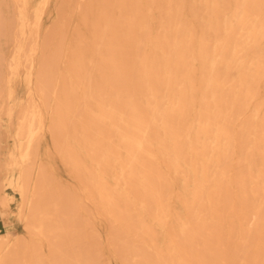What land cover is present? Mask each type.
<instances>
[{
    "label": "rangeland",
    "instance_id": "374dc122",
    "mask_svg": "<svg viewBox=\"0 0 264 264\" xmlns=\"http://www.w3.org/2000/svg\"><path fill=\"white\" fill-rule=\"evenodd\" d=\"M219 1L222 10L218 18L211 14L206 0L178 1L179 17L184 22L180 35L191 30L196 49L204 37L211 59L218 41L226 37L227 27L235 23L234 14L242 0ZM133 3L139 4L148 18L150 42L146 47L138 40L143 36L138 32L135 38H124ZM168 5V0H160V5H152L150 0H0V195L15 196L5 217L0 216V237L12 232L29 242L25 257L14 256V262L58 264L62 259L64 264H141L155 260L159 251L162 257L170 258L173 241L179 245L185 242L180 233L195 208L196 182L203 178V172L194 171L185 162L181 168L172 165L173 152L169 143L162 142L166 133L160 127L154 129L152 149L159 169L167 177L162 197L164 211H158L156 200L144 202L132 193L113 207L100 192L104 180L113 191L130 192L120 179L122 165L129 157L122 133L100 121L99 115L112 108L123 109L122 115L120 111L115 115L128 122L130 109L122 107L120 100L135 93L134 84L124 83L117 67H122L125 59L128 66L138 64V57L144 52L152 58L155 51L159 52V37L173 36L171 24L175 15L166 13ZM252 12L251 26L264 22V0L253 6ZM210 24L218 25L220 30L214 32ZM235 42L239 40L236 38ZM244 55L248 65H264V37ZM194 67L192 138L200 125L198 112L203 97L200 59ZM255 89L256 96L248 100L243 114L229 119L232 132L239 134L244 129L228 162L230 196L221 207V220L213 219L210 207L203 209H207L210 224L217 220L219 238L215 237L213 252L207 254L196 252L202 242L187 244L195 248V264L201 257L211 264H264V227L259 233L253 232L249 243L245 242V232L255 226L253 212L264 201V192L255 191L253 178L264 168L262 146L257 141L264 117V75L258 78ZM137 95L138 103L148 107L149 97L144 93ZM27 115L42 124L27 160L32 166L30 185H43L50 212L48 218H43L48 229L41 235L30 233L20 219V194L3 186L4 176L14 172V164L21 161L27 147L19 135ZM101 137L110 140L118 152L108 162L101 158L102 146L94 145V150L91 147V142ZM72 148L78 152L79 167L68 157ZM214 167L212 163L211 171ZM241 171L246 175L245 190L236 180ZM87 185H92L91 189ZM125 208L128 223L119 212ZM140 217L150 225V231L139 234L129 228ZM217 248L221 253L216 252ZM79 255L84 262L74 258Z\"/></svg>",
    "mask_w": 264,
    "mask_h": 264
},
{
    "label": "bare ground",
    "instance_id": "6f19581e",
    "mask_svg": "<svg viewBox=\"0 0 264 264\" xmlns=\"http://www.w3.org/2000/svg\"><path fill=\"white\" fill-rule=\"evenodd\" d=\"M150 1L152 5H160V0ZM178 1L168 0L169 5L166 13L170 17L175 15V21L171 24L173 36L171 38L167 35L159 37L156 46L159 52L155 51L152 58L144 52L142 56L138 57L140 60L138 64L128 66L125 59L120 64L122 67H117L124 83L134 84L135 93L128 99H124L122 96V100H120L123 103L122 107L130 109L126 116L128 122L122 116L115 115L118 111L122 115L123 109L112 108L111 111L105 110L99 115L100 121L105 124L109 123L113 129H118L122 133V140L126 143L129 155L128 160L122 165L120 179L129 187L130 192L113 191L105 182L106 180L100 186L101 195L109 205L118 207L120 199L124 200L132 193L142 197L144 202L150 199L156 200L159 205L158 211L161 213L164 211L162 197L163 188L167 185V177L159 169L156 154L152 149L153 133L156 126L166 133L162 142L169 143L171 146L169 150L173 152L172 165L174 167L181 168L182 163L185 162L194 171L203 172V178L196 182L195 208L180 233L186 243L179 245L174 240L173 254L170 258L162 257L159 251L155 260L141 264H195V248L191 249L187 245L194 240L202 242L196 251L200 255L203 252L205 254L213 252L214 239L215 237L219 238L217 236V220L210 224L206 218L207 209H203L207 206L210 207L213 219L221 220V207L226 204L230 196L228 194V179L230 178L228 162L232 159L235 145H237V141H240V136L244 131L242 128L239 134L232 132L228 126L229 119L243 114L248 100L256 96L255 83L259 77L264 75V65L261 63L256 66L248 65L244 55L253 44L264 37V22L251 26L252 7L257 6V3L261 5L262 0H242L240 2L234 14L235 23H231L227 27L226 37L218 41L219 46H216V53L212 59L207 53V42L204 37L201 38L199 48L196 49L193 46L190 29V33L185 32L186 34L180 35L184 22L179 17ZM206 2L210 6L211 14L218 18L222 10L220 1L206 0ZM132 6L133 12L127 19L128 25L125 28L124 38L127 40L135 38L136 32H138L143 35L138 40L146 47L150 42L149 22H146L147 15L139 4L133 3ZM150 8L152 9V6ZM1 19L3 20V18ZM209 27L214 32L220 30V27L215 24H210ZM236 38L239 42L233 44ZM198 58L203 64V85L201 86L203 97L198 112L200 125L195 137L192 138L190 114L192 98L196 89L193 71ZM113 61L117 60L113 59ZM209 62L210 65H208ZM218 92H221V95ZM139 93H144L149 97L148 107H143L138 103L137 94ZM41 127L40 122H35L33 118L26 116L19 135L20 138L26 140L27 147L22 154L21 161L14 164V172L3 178V186H8L20 194L18 204L20 219L25 222L30 233L39 235L48 229L45 227L43 218H48L50 212L45 203L43 185H33V187L30 185L32 166L27 160L32 154L31 143ZM214 127H216V133L213 135ZM260 131L262 132L257 141L262 146L260 152L264 156V117ZM212 138L213 142L210 140ZM97 144L103 148L101 158L105 162L109 161L110 156L118 153L106 137H101L96 142L92 141L93 150L94 145ZM68 157L73 164L79 167L81 161L75 149L68 150ZM212 163H215L216 167L213 171H211ZM237 175L238 185H242L241 189L245 190L243 187L247 184L244 179L246 175L242 171ZM253 178H255V191L264 192V168ZM91 181L92 175L90 176ZM91 186L87 185V189H91ZM241 199L245 200L246 197L242 196ZM262 199L264 200V196ZM14 200V194L0 195V216L2 218L5 217L7 209L11 207ZM119 212L126 217L128 223V209L125 208ZM140 219L138 223H133L129 228H133L139 234L150 231V225L142 217ZM127 223L124 222L128 227ZM253 224L255 225L254 229L245 232V242L247 243L252 240L253 232L259 233L264 227V201H261L253 212ZM52 229L53 227L50 230ZM59 229L62 230L63 227H59ZM125 232L126 230L123 229L124 235ZM11 233L8 232L0 237V264H18L13 260L14 256L23 255L25 257V252L29 248V242L25 237ZM217 250V253H221L219 248ZM61 254L65 256V252H61ZM74 258L79 262H84L80 255L74 256ZM58 264H64L62 259ZM199 264L211 263L201 257Z\"/></svg>",
    "mask_w": 264,
    "mask_h": 264
}]
</instances>
